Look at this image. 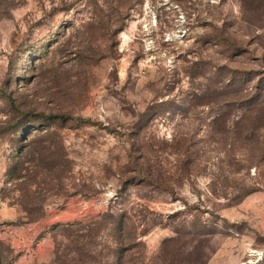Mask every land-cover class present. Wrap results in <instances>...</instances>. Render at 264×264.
I'll list each match as a JSON object with an SVG mask.
<instances>
[{
  "label": "rangeland",
  "instance_id": "obj_1",
  "mask_svg": "<svg viewBox=\"0 0 264 264\" xmlns=\"http://www.w3.org/2000/svg\"><path fill=\"white\" fill-rule=\"evenodd\" d=\"M9 264H264V0H0Z\"/></svg>",
  "mask_w": 264,
  "mask_h": 264
},
{
  "label": "trees",
  "instance_id": "obj_2",
  "mask_svg": "<svg viewBox=\"0 0 264 264\" xmlns=\"http://www.w3.org/2000/svg\"><path fill=\"white\" fill-rule=\"evenodd\" d=\"M10 258L7 250H0V264H9Z\"/></svg>",
  "mask_w": 264,
  "mask_h": 264
}]
</instances>
